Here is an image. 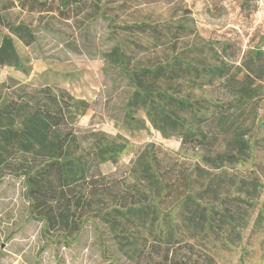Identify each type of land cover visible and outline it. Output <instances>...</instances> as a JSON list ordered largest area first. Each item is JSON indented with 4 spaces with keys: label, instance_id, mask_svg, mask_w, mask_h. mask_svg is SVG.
Instances as JSON below:
<instances>
[{
    "label": "rangeland",
    "instance_id": "rangeland-1",
    "mask_svg": "<svg viewBox=\"0 0 264 264\" xmlns=\"http://www.w3.org/2000/svg\"><path fill=\"white\" fill-rule=\"evenodd\" d=\"M135 22L147 27H126ZM17 24L26 33L13 29ZM3 35L18 62L0 66V104L47 103L48 93L87 100L77 140L121 145L100 164L106 176L133 182L143 151L172 180L185 169L218 224H205L191 253L216 264H264V0H80L69 19L22 7V0H0V41ZM157 64L164 70L159 76L142 77L149 95L133 94L129 72ZM239 96L251 99L236 109ZM157 104L173 118L164 123L165 134L154 126L161 121ZM231 104L243 155L227 147L228 135L216 126ZM184 133L196 137L182 142ZM27 162L0 161V264L154 262L150 247L122 246L96 220L69 236L44 230L26 196L21 167Z\"/></svg>",
    "mask_w": 264,
    "mask_h": 264
},
{
    "label": "trees",
    "instance_id": "trees-1",
    "mask_svg": "<svg viewBox=\"0 0 264 264\" xmlns=\"http://www.w3.org/2000/svg\"><path fill=\"white\" fill-rule=\"evenodd\" d=\"M27 3L39 12L69 19L73 6L80 0H22V7ZM126 27L142 31L147 26L135 22ZM13 29L26 33L28 28L17 24ZM24 37L25 34L20 35L21 39ZM112 55L120 60L124 57L115 48ZM17 62L11 38L3 35L0 66ZM163 71L159 64L133 68L128 74L133 94L149 95L142 77L147 74L157 77ZM250 99L239 96L236 109ZM157 106L161 121L156 125L154 122V126L165 134L164 123L172 122L173 118L167 109ZM89 108L87 100L72 99L65 93H48L47 103L42 104L38 101L19 104L14 100L0 104V161L2 158L32 161L23 164L21 169L31 212L43 219L44 230L62 231L69 236L78 233L85 221L96 220L117 238H122L118 244L150 247L154 262L149 264H216L210 257L204 260L191 253L193 241L203 233L205 224L209 228H216L218 224H214L215 217L210 216L213 211L208 210L206 214L200 196L193 193L190 172L180 168L172 180L168 177L169 169L161 166V161L153 154L143 151L132 167L133 182L109 178L101 171L100 164L115 158L121 145L101 142L103 139L99 138L84 146L77 140L76 122ZM233 108L231 104L228 111L218 117L216 126L218 133L228 135L227 147L243 155L245 140L240 123L233 120ZM180 137L184 142L185 138L196 136L184 133ZM220 219L224 223V219Z\"/></svg>",
    "mask_w": 264,
    "mask_h": 264
}]
</instances>
